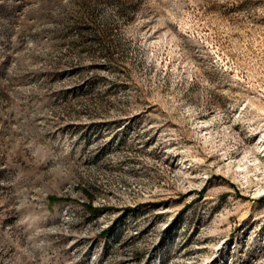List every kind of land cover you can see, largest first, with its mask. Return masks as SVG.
<instances>
[{
  "label": "rangeland",
  "instance_id": "rangeland-1",
  "mask_svg": "<svg viewBox=\"0 0 264 264\" xmlns=\"http://www.w3.org/2000/svg\"><path fill=\"white\" fill-rule=\"evenodd\" d=\"M0 264H264V0H0Z\"/></svg>",
  "mask_w": 264,
  "mask_h": 264
}]
</instances>
